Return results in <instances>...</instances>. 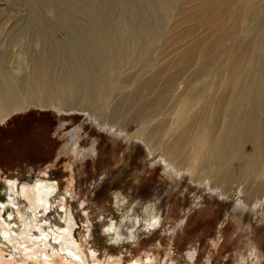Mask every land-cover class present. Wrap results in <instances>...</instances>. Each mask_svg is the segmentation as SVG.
<instances>
[{
    "label": "bare ground",
    "instance_id": "obj_1",
    "mask_svg": "<svg viewBox=\"0 0 264 264\" xmlns=\"http://www.w3.org/2000/svg\"><path fill=\"white\" fill-rule=\"evenodd\" d=\"M28 1L35 11L48 14L37 13L20 29L39 45L28 74L14 68L16 73L0 60V123L31 104L58 112L77 110L117 141L134 122L137 128L128 134L125 149L137 144L134 138L143 141L150 159L162 160L168 176L188 178L220 194L242 185L245 198L239 202L250 204L248 208L264 201V0H222L226 6L221 2L220 10L228 21L213 18L208 32L221 31L219 38L204 45L197 39L204 49L191 39L189 50L174 55L172 47L192 33L179 30L181 6L172 4L175 0ZM193 1L187 0L185 20L203 7ZM60 27L65 29L62 38L55 35ZM77 129L81 127L75 134ZM73 135L63 149L81 157L97 154L95 141L81 145L79 135ZM237 160L242 164L236 165ZM18 179H0V243L14 245L24 256L7 257L0 249V264H89L70 210L57 229L45 226L37 236L41 249L27 241H34L30 225L18 236L11 222L16 199L31 217L47 212L60 193L59 182L46 173ZM111 198L115 209L126 203L120 191ZM125 207L117 223L104 224L112 243L124 239V222L134 225L126 231L129 240L136 225L152 230L160 224L154 203H146L139 217L134 206Z\"/></svg>",
    "mask_w": 264,
    "mask_h": 264
},
{
    "label": "rangeland",
    "instance_id": "obj_2",
    "mask_svg": "<svg viewBox=\"0 0 264 264\" xmlns=\"http://www.w3.org/2000/svg\"><path fill=\"white\" fill-rule=\"evenodd\" d=\"M190 1L192 5L194 1ZM199 2L202 9L193 10L188 20H185L189 12L187 0L172 2L181 6L177 16L183 27L179 30L185 27L187 32L192 31L182 36L180 46L172 47L173 55L182 49L189 50L192 40L201 39L202 45L217 40L221 31L208 33L213 18L228 21L224 10H220L222 0ZM35 8L28 0H0V60L13 70L17 68L21 75L28 74L30 59L39 45L20 29L37 13L43 17L48 14L47 10L35 11ZM52 19L57 21L55 17ZM55 35L62 38L65 29L60 27ZM198 45L204 49L199 42ZM29 107L23 113H14L7 124H0V179H32L46 173L59 182L60 193L47 212L41 214L40 210L31 217L24 203L16 199L11 222L19 237L30 225L28 235L34 241L31 238L27 241L41 249L36 243L37 236L44 234L45 226L56 228L64 219L63 213L70 210L77 221L76 236L89 264H127L132 260L141 264H264V201L249 208L250 204L240 203L245 198L242 185L220 194L207 186H197L188 178L181 180L175 174L169 177L162 160L150 159L143 141L134 138L137 146L125 149L128 134L137 128L134 122L126 126L127 136L114 141L109 130L96 126L81 111L58 112L35 104ZM76 127L81 129L75 134ZM85 133L89 134L88 138ZM77 134L81 145L89 146L95 141L97 154L81 157L80 153L64 148L65 151L63 145ZM244 150L249 152L250 144ZM113 191L125 195V210L134 206L136 217L141 216L146 203H154L161 215L160 224L152 230L136 225L135 236L129 240L126 233L134 225L124 222L121 228L124 239L119 244L107 240L104 224L117 223L124 207L115 209ZM0 249L7 257L22 260L24 256L12 244L0 243Z\"/></svg>",
    "mask_w": 264,
    "mask_h": 264
},
{
    "label": "crops",
    "instance_id": "obj_3",
    "mask_svg": "<svg viewBox=\"0 0 264 264\" xmlns=\"http://www.w3.org/2000/svg\"><path fill=\"white\" fill-rule=\"evenodd\" d=\"M7 122H8V121H7ZM7 122H5V123H0V124H3V125H4V124H7Z\"/></svg>",
    "mask_w": 264,
    "mask_h": 264
},
{
    "label": "water",
    "instance_id": "obj_4",
    "mask_svg": "<svg viewBox=\"0 0 264 264\" xmlns=\"http://www.w3.org/2000/svg\"><path fill=\"white\" fill-rule=\"evenodd\" d=\"M32 177V176H31ZM31 179V178H30Z\"/></svg>",
    "mask_w": 264,
    "mask_h": 264
}]
</instances>
